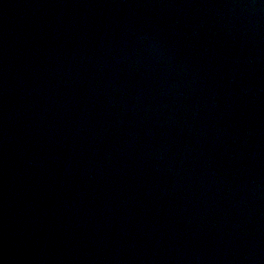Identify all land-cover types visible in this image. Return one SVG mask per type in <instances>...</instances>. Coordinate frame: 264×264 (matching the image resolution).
Here are the masks:
<instances>
[{"label": "water", "instance_id": "1", "mask_svg": "<svg viewBox=\"0 0 264 264\" xmlns=\"http://www.w3.org/2000/svg\"><path fill=\"white\" fill-rule=\"evenodd\" d=\"M0 264H264V0H0Z\"/></svg>", "mask_w": 264, "mask_h": 264}]
</instances>
